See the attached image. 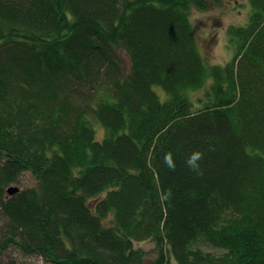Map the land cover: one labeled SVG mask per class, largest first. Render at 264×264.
Listing matches in <instances>:
<instances>
[{"label":"trees","instance_id":"16d2710c","mask_svg":"<svg viewBox=\"0 0 264 264\" xmlns=\"http://www.w3.org/2000/svg\"><path fill=\"white\" fill-rule=\"evenodd\" d=\"M247 1L211 66L190 8L223 0H0L1 259L146 264L134 244L157 238L178 264H264V0ZM22 173L35 185L8 196Z\"/></svg>","mask_w":264,"mask_h":264},{"label":"rangeland","instance_id":"374dc122","mask_svg":"<svg viewBox=\"0 0 264 264\" xmlns=\"http://www.w3.org/2000/svg\"><path fill=\"white\" fill-rule=\"evenodd\" d=\"M223 1L221 6L210 2L208 10L200 11L194 7L190 8V18L195 31L198 51L204 62L211 66L224 65L233 58L234 48L229 40L228 30L233 25L238 26L248 23L251 11L247 0ZM95 128L97 131L96 138L101 140L104 136V131L97 125H95ZM35 183V178L30 173H22L18 175L16 182L8 185V188L16 187L19 190H23L33 187ZM109 225H112L110 221L108 222ZM134 248L144 253L146 264H156L158 258L160 259L162 255H164V259L168 257L170 264H178L175 258L169 254L168 248L157 238L135 243ZM193 248L215 254L223 252L206 243L204 238H200ZM10 257L24 264H43L41 260L26 256L17 250L9 251L2 259L6 260ZM2 259L0 258L1 261H3ZM166 261L164 260V262Z\"/></svg>","mask_w":264,"mask_h":264},{"label":"clouds","instance_id":"9594fccd","mask_svg":"<svg viewBox=\"0 0 264 264\" xmlns=\"http://www.w3.org/2000/svg\"><path fill=\"white\" fill-rule=\"evenodd\" d=\"M203 156H204V153L200 150L192 151L184 161L185 166L190 171L198 175H202V170L200 168V161L203 159ZM163 163L169 170L175 171L176 165L174 162L173 154L171 152L165 153L163 157Z\"/></svg>","mask_w":264,"mask_h":264},{"label":"water","instance_id":"95a60500","mask_svg":"<svg viewBox=\"0 0 264 264\" xmlns=\"http://www.w3.org/2000/svg\"><path fill=\"white\" fill-rule=\"evenodd\" d=\"M19 191L20 190L16 187H11V188L7 189L8 196H13V195L19 193Z\"/></svg>","mask_w":264,"mask_h":264}]
</instances>
